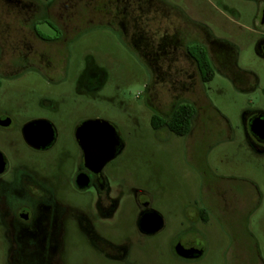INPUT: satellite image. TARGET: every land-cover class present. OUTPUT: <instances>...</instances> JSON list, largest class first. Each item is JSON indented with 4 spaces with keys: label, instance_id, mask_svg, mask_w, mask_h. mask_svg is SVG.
Here are the masks:
<instances>
[{
    "label": "rangeland",
    "instance_id": "374dc122",
    "mask_svg": "<svg viewBox=\"0 0 264 264\" xmlns=\"http://www.w3.org/2000/svg\"><path fill=\"white\" fill-rule=\"evenodd\" d=\"M21 1L0 0V153L8 166L0 176V264L24 257L13 207L1 202L2 185L17 172L54 186L70 181L82 168L75 132L97 119L113 127L117 144L91 183H104L107 198L125 205L108 217L112 244L151 247V264H264V155L250 147L244 127L246 114H264V56L256 49L264 40V0H154L152 6L151 0H56L54 10L72 27L65 32L44 13L25 20ZM177 10L189 27L201 25L218 40L211 49L217 70L208 82L190 78L183 59L168 55L165 33L184 24ZM173 84L199 106L183 136L150 124L154 97L168 112ZM32 120L51 127L46 149L23 139ZM94 188L82 196L56 192L70 201L57 204L55 249L26 238L22 251L30 248L32 260L43 264L96 263L80 221L97 198ZM142 200L161 215L160 228L145 240L131 209ZM199 208L205 220H193ZM177 237L198 239L201 255L177 257Z\"/></svg>",
    "mask_w": 264,
    "mask_h": 264
},
{
    "label": "flooded vegetation",
    "instance_id": "af4514ba",
    "mask_svg": "<svg viewBox=\"0 0 264 264\" xmlns=\"http://www.w3.org/2000/svg\"><path fill=\"white\" fill-rule=\"evenodd\" d=\"M55 1L56 0H45L44 3L39 0L21 1L20 3L22 5V12L25 16V20H29L40 13H44L46 16L56 20L58 30L61 32L71 30L72 27H69L70 24L61 21L62 18L60 16L62 13L58 10H54L53 5ZM153 2L154 0H151V6L154 4ZM165 5L167 4L165 3ZM178 12L183 16L182 20H184V24H181L179 27H175L169 34L165 33V46L167 47V50L169 49L168 55L171 60H175V58L178 57L182 58L188 65V68L185 69L188 76L190 78L197 76L200 78L201 82H203L202 71L199 67L198 61L199 56L202 51L205 50L213 72L215 73V70L217 69L214 67L212 62L211 49L212 46L218 42V40L212 36L209 30H206L207 28L204 29L201 25L191 22L192 26L189 27L187 22L188 20L185 15L180 11ZM30 28V33L32 32L31 35L34 34L36 37L40 38L36 28L31 25ZM192 31L194 37L189 39L188 33H192ZM31 44L32 43H30L29 47L32 50L33 45ZM256 49L259 55L264 56V40L257 43ZM155 60L156 58L154 57L153 61ZM181 86H183L182 83ZM181 86L178 87L176 84H173V86L169 89L167 102L169 105L168 112L161 109L159 99L154 97V101L157 103V106H152V108L157 115H152L151 118L156 117L159 121L168 120L178 107L189 104L194 108L192 118V121H194L199 106L191 97L187 96L185 87L182 88ZM259 114L264 116L263 113L259 112L252 115L246 114L244 118V127L246 131V139L250 147L255 153L263 156L264 138L253 134L249 128L250 121ZM35 121H39L40 124L34 126L31 133L34 134L39 141H41L44 139L47 132L44 125L47 124L50 130L51 127L45 120H32L30 122ZM84 123L80 124L75 132L80 148L81 140L78 138V131ZM27 124H25L23 128ZM160 124H162V122H160ZM23 139L27 143L24 135ZM52 141L53 133L51 141L46 145L39 144L37 146H33L28 143L27 145L32 148L42 150L50 146ZM81 151L82 168L71 176L70 181L63 185L60 184L59 186H54L47 184L41 180H36L34 177L25 172L15 173L11 180L2 185L5 186V189L1 193V196L4 197L1 199V202L4 206L12 205L13 207L12 212H10V216L13 219L14 232L17 235V251L24 255V257H22V263L19 264H43L41 261L32 260L33 253L30 248H25L26 250L22 251V247L27 245L24 243V239L26 238L33 240L37 247H43L44 250L55 249V242L52 239V233L55 231V227L60 217V208L57 207V204H65L70 201V199L58 197L56 192L63 191L76 193L79 196H82L90 191L91 185H94L95 187L94 190L97 198L83 208L85 213L84 215L81 213L80 221L85 228V232L89 235V242L93 251L92 257L96 260V263L94 264H151V247H123L112 244V242H110L107 238L108 232L105 228L109 225L108 217L112 212L118 214L123 211V209H125V205L114 204L107 198V188L104 183H91L93 178L96 179V174L101 172L102 166L99 169L95 168L90 161H86L82 148ZM3 159L5 161V168L4 171L0 173V176L8 171L7 162L4 156ZM14 178L16 181L12 184L11 182L14 181ZM62 206L64 207V205ZM131 209H133L132 212L135 218L138 238L141 240L151 238V234L155 232V229L160 228L158 227L160 226V213L156 211L155 208L151 207L150 201L145 200H142V202L139 203L136 202ZM206 214V209L199 208L192 214L194 217L193 220H205ZM173 251L180 259L188 260L199 257L202 253V247L198 239H183L177 237L175 243L173 244Z\"/></svg>",
    "mask_w": 264,
    "mask_h": 264
},
{
    "label": "water",
    "instance_id": "95a60500",
    "mask_svg": "<svg viewBox=\"0 0 264 264\" xmlns=\"http://www.w3.org/2000/svg\"><path fill=\"white\" fill-rule=\"evenodd\" d=\"M260 23L264 24V10L261 13ZM39 124V121L30 122L23 128L24 138L30 145H46L52 139V131L47 124L44 125L47 132L43 140L39 141L31 133L34 126ZM249 128L253 134L264 138V116L261 114L255 116L250 121ZM78 138L81 140L86 161H90L95 168L99 169L114 156L117 139L113 127L108 122L98 119L85 122L78 131ZM4 168L5 161L0 153V173L4 171Z\"/></svg>",
    "mask_w": 264,
    "mask_h": 264
},
{
    "label": "trees",
    "instance_id": "16d2710c",
    "mask_svg": "<svg viewBox=\"0 0 264 264\" xmlns=\"http://www.w3.org/2000/svg\"><path fill=\"white\" fill-rule=\"evenodd\" d=\"M198 61L202 71V81H210L213 78L214 72L205 50L202 51ZM193 114L194 108L191 105H182L172 113L170 119L159 121L156 117H152L150 119V124L154 129L165 127L175 135L183 136L188 134L191 129ZM160 122H162V124H160Z\"/></svg>",
    "mask_w": 264,
    "mask_h": 264
}]
</instances>
